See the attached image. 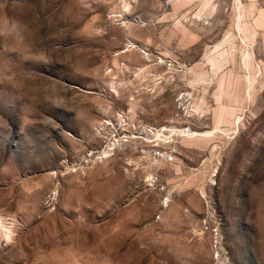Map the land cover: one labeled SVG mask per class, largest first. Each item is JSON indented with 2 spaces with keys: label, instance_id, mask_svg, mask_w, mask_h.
I'll use <instances>...</instances> for the list:
<instances>
[{
  "label": "rangeland",
  "instance_id": "1",
  "mask_svg": "<svg viewBox=\"0 0 264 264\" xmlns=\"http://www.w3.org/2000/svg\"><path fill=\"white\" fill-rule=\"evenodd\" d=\"M0 213V264H264V0H0Z\"/></svg>",
  "mask_w": 264,
  "mask_h": 264
},
{
  "label": "bare ground",
  "instance_id": "2",
  "mask_svg": "<svg viewBox=\"0 0 264 264\" xmlns=\"http://www.w3.org/2000/svg\"><path fill=\"white\" fill-rule=\"evenodd\" d=\"M240 3V2H239ZM240 6V5H239ZM241 7V6H240ZM252 9H254V8H252ZM239 10V9H238ZM241 10V9H240ZM254 12H253V10H252V15H250V13H249V19H251V17H253V14ZM241 16H243L242 14H241ZM241 16H239V21H238V25H237V29H238V31H239V33L240 34H242L241 36L243 37V39L245 40V39H248L249 41H252L253 39H255L254 37H255V35H256V24L254 23V22H251V23H247V22H245L244 23V21L242 20V17ZM248 17V16H247ZM252 20V19H251ZM250 22V21H249ZM233 36V35H232ZM231 36V37H232ZM235 37V36H234ZM233 37V38H234ZM233 40V39H232ZM227 41V40H226ZM255 41V40H254ZM224 42V41H223ZM247 43H249L248 41H247ZM253 43V42H252ZM222 45V44H221ZM220 45V46H221ZM219 46V47H220ZM223 47V46H222ZM224 48V47H223ZM219 49V48H218ZM220 50V49H219ZM214 52V51H213ZM217 52V51H216ZM215 52V53H216ZM226 53V52H225ZM213 54V53H212ZM219 54H220V52H219ZM218 54V55H219ZM224 54V53H223ZM223 54H220V56L219 57H215L214 58V56H213V58L211 57V59H209L208 61L211 63V65H212V67H214L216 70L217 69H219L220 70V67H222L224 64H225V62H224V64L222 65V58L224 57L223 56ZM254 55V54H253ZM209 56H211V55H208L207 57H209ZM226 56V55H225ZM243 57V56H242ZM246 57V56H245ZM244 57V58H245ZM248 57V56H247ZM246 57V59H248ZM225 58V57H224ZM223 58V59H224ZM243 58V59H244ZM246 59H245V61H246ZM224 61V60H223ZM227 62V61H226ZM246 63V62H245ZM250 83H251V81H250ZM248 85H249V80H248ZM249 97H251V94H250V92H249V90H248V92L246 93ZM246 96V95H245ZM229 109H228V107L226 106V107H224L222 110H220L219 112H216V114H215V117H216V120H217V124L219 125V124H221L222 123V121H223V119H224V117L229 113V111H228ZM238 121H239V119H238ZM166 129L167 130H169V133H176V131H177V129L176 128H165V129H162V130H156V132H154V134H155V136L156 137H158V138H160L161 137V135H165V131H166ZM219 131L220 130V127L219 126H216L215 127V129H214V132L215 131ZM153 131H155V130H153ZM179 134H182V135H185L187 138H189V139H196V138H198V137H204V138H207V137H209V136H211L212 134H214V132L213 131H210V132H206V133H204V134H199L198 132H194V131H191V130H188V131H184V130H180V131H177ZM150 134V133H149ZM148 138L150 139V137L148 136ZM169 138V137H168ZM116 143L114 142L112 145L110 144L109 145V147H111V146H114ZM112 151H114V149H112V150H109V148L105 151V152H103L104 154H108V153H112ZM102 153V154H103ZM53 178V177H52ZM58 192V189H56V193ZM55 193V194H56ZM171 200H172V197H171V194H167L166 195V198H164V200H163V205H164V207H168V205H170V203H171ZM6 226V223H5V216L2 214V213H0V233L5 229H2L3 227H5ZM7 229V228H6ZM2 235V234H1ZM8 235V233H6V232H4L3 233V236L2 237H9V236H7Z\"/></svg>",
  "mask_w": 264,
  "mask_h": 264
}]
</instances>
